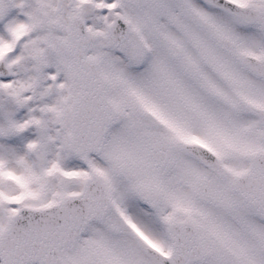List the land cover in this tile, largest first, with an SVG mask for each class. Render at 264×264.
<instances>
[{"label":"snow or ice","instance_id":"snow-or-ice-1","mask_svg":"<svg viewBox=\"0 0 264 264\" xmlns=\"http://www.w3.org/2000/svg\"><path fill=\"white\" fill-rule=\"evenodd\" d=\"M0 264H264V0H0Z\"/></svg>","mask_w":264,"mask_h":264}]
</instances>
